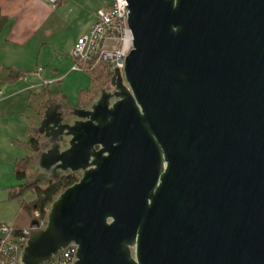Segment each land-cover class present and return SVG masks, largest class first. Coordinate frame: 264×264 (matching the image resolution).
Masks as SVG:
<instances>
[{"label":"water","instance_id":"95a60500","mask_svg":"<svg viewBox=\"0 0 264 264\" xmlns=\"http://www.w3.org/2000/svg\"><path fill=\"white\" fill-rule=\"evenodd\" d=\"M126 1L112 89L45 104L38 169L83 176L21 264H264V0Z\"/></svg>","mask_w":264,"mask_h":264},{"label":"crops","instance_id":"0c3cea01","mask_svg":"<svg viewBox=\"0 0 264 264\" xmlns=\"http://www.w3.org/2000/svg\"><path fill=\"white\" fill-rule=\"evenodd\" d=\"M107 1L64 0L54 7L47 0H0V227L21 225L27 193L13 197L23 184L16 168L27 158L32 167L30 141L45 104L78 107L81 95L92 91V78L75 69L72 51Z\"/></svg>","mask_w":264,"mask_h":264},{"label":"built area","instance_id":"2783aa9c","mask_svg":"<svg viewBox=\"0 0 264 264\" xmlns=\"http://www.w3.org/2000/svg\"><path fill=\"white\" fill-rule=\"evenodd\" d=\"M64 0H47L51 6H58ZM126 0H108L107 4L96 14V21L90 31L80 37L72 51L75 69L84 70L92 63L103 62L108 72L115 75L118 68L122 73L127 56L133 49V35L128 25L129 10ZM39 71H42L40 68ZM0 89V96H1ZM49 213V212H48ZM37 224L23 229L18 236L15 227L4 224L0 227V264H21L20 257L26 248L29 238L35 229H44L48 224V216L41 219L35 213ZM78 247L70 245L45 264H74Z\"/></svg>","mask_w":264,"mask_h":264},{"label":"trees","instance_id":"16d2710c","mask_svg":"<svg viewBox=\"0 0 264 264\" xmlns=\"http://www.w3.org/2000/svg\"><path fill=\"white\" fill-rule=\"evenodd\" d=\"M5 22L4 19L0 22V30L1 25ZM90 77L92 78L93 85L99 84L101 87L110 85L112 80V75L108 72L107 66L103 62H94L88 68H84ZM18 77V75L14 76ZM87 93H84L80 97V102L78 107L87 108L89 106L86 104ZM30 145L35 154H38L41 151V141L40 136L36 135V137L32 138L30 141ZM31 173L30 166V158L25 159L23 162L17 165L16 174L18 179L23 183L19 190L13 195V197L21 198L23 197L27 191H33L35 193L36 198L30 202H24L23 207L24 211L27 212L28 216L35 215L36 212L40 214L41 219H46L48 216L49 209L54 201L70 186L75 184V179L73 177L65 178L63 180L58 181H49L45 178L36 179L33 181H29V175ZM46 182L45 187H41V182ZM36 218V216H35ZM34 218V219H35ZM34 219L31 221H24L21 217V225L15 228V235L18 236L22 233L24 228H29L32 226ZM27 222V223H26Z\"/></svg>","mask_w":264,"mask_h":264},{"label":"rangeland","instance_id":"374dc122","mask_svg":"<svg viewBox=\"0 0 264 264\" xmlns=\"http://www.w3.org/2000/svg\"><path fill=\"white\" fill-rule=\"evenodd\" d=\"M66 29H67V37L71 38V36H73V30H71L69 28H66ZM84 72H86V71H84ZM107 87H109V85L104 86V87L103 86L101 87V85H99V84L93 85L92 91L87 98L88 100H86V104H88L90 106L92 104V102L99 97L100 90L103 88H107ZM89 106H87V107H89ZM40 141L43 142L44 139L42 137H40ZM64 147H67V141L64 142ZM42 178H44V173L42 171H40L37 167V154H35L34 160L32 162L31 173H30L28 179H29V181H33L36 179L42 180ZM40 185H41V187L46 186V182L44 181V179ZM24 198L27 202H29V201H32L33 199H35L36 195H35V193H33V191L29 190V191H27V194L25 195ZM34 218H35V215L28 216L26 211H24V214L22 215V220H24V221H30V220L32 221ZM37 220H38V218L34 219V221H37Z\"/></svg>","mask_w":264,"mask_h":264},{"label":"flooded vegetation","instance_id":"af4514ba","mask_svg":"<svg viewBox=\"0 0 264 264\" xmlns=\"http://www.w3.org/2000/svg\"><path fill=\"white\" fill-rule=\"evenodd\" d=\"M107 89H108V90H111V89H112L111 83H110L109 87H107ZM90 106H91V105H90ZM90 106H89V107H90ZM89 107H87V109H88ZM64 142H65V140H64ZM64 148H66V147H64ZM97 149H99V148H97ZM162 156H163V158L165 159V155L163 154ZM167 169H168V165H167L166 162H164V163H163V171H162V173L160 174V177H159V179H158V185H161V184L163 183V179H164V177H165V175H166ZM82 176H83V173H82V172H77V173L67 172V173H63V174H61L59 180H63V179H65V178L73 177V178L75 179V181H76V182H75V184H76L77 182H79V181L81 180ZM44 178H45L46 180H49V181H58V180H53L52 178L47 177L45 174H44Z\"/></svg>","mask_w":264,"mask_h":264}]
</instances>
